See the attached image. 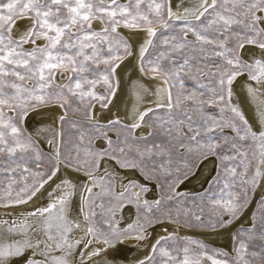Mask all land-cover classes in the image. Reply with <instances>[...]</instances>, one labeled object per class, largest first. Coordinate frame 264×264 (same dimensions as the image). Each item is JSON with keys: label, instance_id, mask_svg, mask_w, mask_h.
Listing matches in <instances>:
<instances>
[{"label": "snow or ice", "instance_id": "snow-or-ice-1", "mask_svg": "<svg viewBox=\"0 0 264 264\" xmlns=\"http://www.w3.org/2000/svg\"><path fill=\"white\" fill-rule=\"evenodd\" d=\"M128 245L264 264V0H0V264Z\"/></svg>", "mask_w": 264, "mask_h": 264}, {"label": "bare ground", "instance_id": "bare-ground-1", "mask_svg": "<svg viewBox=\"0 0 264 264\" xmlns=\"http://www.w3.org/2000/svg\"><path fill=\"white\" fill-rule=\"evenodd\" d=\"M133 64H134V62H133ZM132 73H133V69L131 66H129L126 73H125V77H124L125 80H127V77L129 75H132ZM210 166H211V164L208 165V167H210ZM185 187L192 188L193 184H188ZM154 191H155V189H153V192ZM149 198L150 199L153 198V193L149 194ZM127 211H130V210L128 209V210H126V212ZM250 214H251V211L249 210V213H247L243 219H241L240 221L237 222L239 224V226L240 225H246L249 222L248 217L250 216ZM233 226L230 229H222V230H219L217 232L197 231V230H192V229H185L184 231L186 232L187 235L192 236V237H199L204 242L206 241L207 244H210L212 246L214 245V247H216V248H223L225 250L230 251L231 244H232L231 243V241H232L231 237L233 235V230H234ZM168 227H169V229L172 228L171 225H169ZM155 231L159 232L160 229L157 228ZM128 249H130V250L126 251V257H127L126 264H127V262H130L135 255H137L136 249L133 248L131 245H128Z\"/></svg>", "mask_w": 264, "mask_h": 264}, {"label": "rangeland", "instance_id": "rangeland-1", "mask_svg": "<svg viewBox=\"0 0 264 264\" xmlns=\"http://www.w3.org/2000/svg\"><path fill=\"white\" fill-rule=\"evenodd\" d=\"M258 198V197H257ZM255 209V205H253L252 206V208L250 209V211H252V210H254ZM130 211H131V209H129ZM241 226V225H240ZM240 226H238L237 228H235L234 230H233V234L236 232V230L240 227ZM192 230H197V231H206V230H201V229H192ZM192 238H194V239H197L196 237H192ZM231 243H232V241H231ZM209 246L211 247V248H216V247H214V246H212V245H210L209 244ZM231 247H232V244H231ZM231 250V249H230ZM207 264H210V262H207Z\"/></svg>", "mask_w": 264, "mask_h": 264}, {"label": "water", "instance_id": "water-1", "mask_svg": "<svg viewBox=\"0 0 264 264\" xmlns=\"http://www.w3.org/2000/svg\"><path fill=\"white\" fill-rule=\"evenodd\" d=\"M238 226H239V224H238V223H236V224H234V226H233V227H234V229H235V228H237ZM191 237H192V236H191ZM196 238L200 239L199 237H196ZM200 240H202V239H200ZM205 242H206V241H205ZM213 246H214V245H213Z\"/></svg>", "mask_w": 264, "mask_h": 264}]
</instances>
